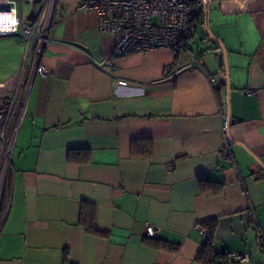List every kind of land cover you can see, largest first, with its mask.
<instances>
[{
    "label": "crops",
    "instance_id": "obj_1",
    "mask_svg": "<svg viewBox=\"0 0 264 264\" xmlns=\"http://www.w3.org/2000/svg\"><path fill=\"white\" fill-rule=\"evenodd\" d=\"M17 1L18 13L0 10V36L18 35L3 32L35 15L38 0ZM207 6L177 54L120 57L114 36L78 0L53 4L38 60L46 73L32 71L31 43L24 112L0 189V264H200L208 238L200 224L209 220L216 252L248 256L232 264H264V168L254 159L264 164V0ZM45 8L46 0L40 15ZM205 25L226 52L228 148L221 46ZM134 140H151L152 155L132 157ZM202 178L220 189L201 191ZM83 204L104 236L79 225ZM148 225L160 228L157 237L145 236Z\"/></svg>",
    "mask_w": 264,
    "mask_h": 264
},
{
    "label": "built area",
    "instance_id": "obj_2",
    "mask_svg": "<svg viewBox=\"0 0 264 264\" xmlns=\"http://www.w3.org/2000/svg\"><path fill=\"white\" fill-rule=\"evenodd\" d=\"M0 3L7 10L16 11L17 0H0ZM208 3L209 0H78V8L95 14L98 30L114 36V54L124 57L156 49H167L177 54L179 48L190 42L196 17ZM18 26L11 35L17 33ZM38 30V25L24 28V33L31 39L24 63L14 75L0 82V188L11 167L14 139L24 112L28 91L25 76L34 51L32 40H38V51L32 58V71L41 75L46 73L38 60L42 46L50 44V29L45 28L41 34H38ZM190 65L199 67L193 59H190ZM12 119H15V123L11 136H8ZM222 136L224 148H228L230 140L225 121ZM3 221L0 219V226ZM159 232L158 226L148 225L145 236L155 238ZM200 232L208 236L205 230ZM230 260L244 262L248 256L232 254Z\"/></svg>",
    "mask_w": 264,
    "mask_h": 264
},
{
    "label": "rangeland",
    "instance_id": "obj_3",
    "mask_svg": "<svg viewBox=\"0 0 264 264\" xmlns=\"http://www.w3.org/2000/svg\"><path fill=\"white\" fill-rule=\"evenodd\" d=\"M44 2L45 0H38L36 2L35 4L36 6L34 9L35 15L30 17V23L26 25L27 27L38 25L39 27L38 34L43 33L45 28L50 27L52 7L55 2H58V0H46L45 11L43 12V14L40 15L39 10L41 6L44 4ZM17 6H18V1H17ZM17 13H18V10H17ZM29 14H30V6L29 4L24 3L23 4V21L25 22V24L28 23L27 18ZM18 19H19V23H18L19 26L17 30L18 35L0 36V82L7 80L9 77L14 75L22 67V64L24 63V60L26 58L27 47H28L27 44L23 42V36H25L31 41L29 36L24 33V28L26 26L22 24L19 16H18ZM33 42L34 40H32L31 43ZM36 42L38 43V40H36ZM5 181H6V178L4 179L3 185L1 186L0 189L4 188Z\"/></svg>",
    "mask_w": 264,
    "mask_h": 264
},
{
    "label": "trees",
    "instance_id": "obj_4",
    "mask_svg": "<svg viewBox=\"0 0 264 264\" xmlns=\"http://www.w3.org/2000/svg\"><path fill=\"white\" fill-rule=\"evenodd\" d=\"M204 12L201 11L200 14L196 17V23L199 20H203ZM201 18V19H200ZM196 25L194 24V30ZM152 142L151 140H134L131 142V155L134 158L150 157L152 155ZM71 153V152H70ZM69 153V158H70ZM199 186L201 191H213L217 192L220 189L221 184H213L206 180L199 179ZM4 192L2 190L0 194V201L3 198ZM1 219V216H0ZM79 225L84 228L86 233L93 236H104L99 232L95 227V220L93 216V211H86L85 205H82ZM200 226L208 233V238L205 244L200 249L199 253L196 256V261L200 264H232L233 261L230 260V256L227 253H218L214 249L212 242V235L216 230L217 222L216 220H209L200 224ZM152 239V238H150ZM176 250V248H173Z\"/></svg>",
    "mask_w": 264,
    "mask_h": 264
},
{
    "label": "water",
    "instance_id": "obj_5",
    "mask_svg": "<svg viewBox=\"0 0 264 264\" xmlns=\"http://www.w3.org/2000/svg\"><path fill=\"white\" fill-rule=\"evenodd\" d=\"M207 8L208 6H205L203 8V12L206 15L207 13ZM204 31L205 33L208 35V37L213 40L216 41L219 45L220 42L217 40V38H215L211 32L207 29L206 25L204 26ZM221 47V53L218 55V60H219V67L221 70H224L225 72V78H226V119H225V123H226V128H228L229 124L233 123V120H230V106H229V85H228V75H227V65H226V52L224 50V48L222 47V45H220ZM255 161L262 167L264 168V164H262V162H260L257 158H254Z\"/></svg>",
    "mask_w": 264,
    "mask_h": 264
},
{
    "label": "bare ground",
    "instance_id": "obj_6",
    "mask_svg": "<svg viewBox=\"0 0 264 264\" xmlns=\"http://www.w3.org/2000/svg\"><path fill=\"white\" fill-rule=\"evenodd\" d=\"M0 4H1V3H0ZM0 10H2V11H6V12H7V11H8V12L10 11V10H7V9L5 8L4 4H1V5H0ZM12 10H13V9H12ZM12 10H11V11H12ZM15 29H16V28H13V29H11V30L8 31V32H3V34H9V35H11V33L15 31Z\"/></svg>",
    "mask_w": 264,
    "mask_h": 264
}]
</instances>
